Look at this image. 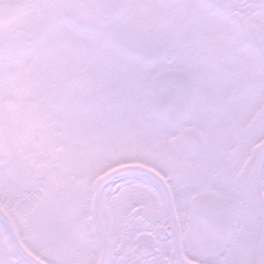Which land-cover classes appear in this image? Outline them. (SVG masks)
I'll return each mask as SVG.
<instances>
[{
	"label": "snow or ice",
	"instance_id": "snow-or-ice-1",
	"mask_svg": "<svg viewBox=\"0 0 264 264\" xmlns=\"http://www.w3.org/2000/svg\"><path fill=\"white\" fill-rule=\"evenodd\" d=\"M0 264H264V0H0Z\"/></svg>",
	"mask_w": 264,
	"mask_h": 264
}]
</instances>
